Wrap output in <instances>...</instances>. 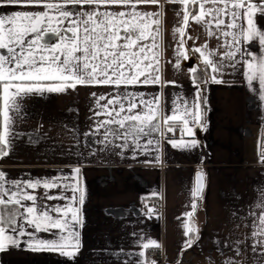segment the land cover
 <instances>
[{"label":"snow or ice","instance_id":"obj_1","mask_svg":"<svg viewBox=\"0 0 264 264\" xmlns=\"http://www.w3.org/2000/svg\"><path fill=\"white\" fill-rule=\"evenodd\" d=\"M165 3L182 6L175 12L172 29L174 61L167 63L179 71L182 62L199 54L197 65L188 69L191 96L172 93L170 108L163 89L176 81L166 80L161 70V0H0V159L9 156L14 141L24 135L15 130V122L23 118L26 98L65 94L83 86L112 89L108 94H89L92 124L83 135L97 137L98 151L124 158L128 150L133 159L144 156L146 165L161 164L163 145L178 150L200 146L196 137L198 129L206 128V86L225 84L226 75L241 71L248 90L261 101L256 151L258 163L264 165V25L258 22L264 19V0ZM148 7L157 10H145ZM193 22L219 41L216 48L207 43L186 46L188 40L197 39L187 33ZM257 42L258 52L253 53L251 45ZM140 87L158 91H139ZM177 130L179 138L169 136ZM205 180L203 169L196 171L191 211L183 213L189 219L182 225L184 240L178 257L200 240L192 218L197 201L203 199ZM41 188L44 191L38 195ZM52 190L57 191L51 194ZM86 199L80 166L67 172L59 169L52 177L11 180L0 170V253L12 249L56 253L75 264L83 247ZM145 207L151 217L154 206L145 202ZM247 220L250 231L243 238L216 241L222 254L220 243L233 253L221 264H247L248 260L264 264V188L259 198L254 197ZM135 243L138 252L121 249L109 255H127L130 259L123 264H157L150 255L151 249L161 248L157 240L141 236Z\"/></svg>","mask_w":264,"mask_h":264},{"label":"crops","instance_id":"obj_2","mask_svg":"<svg viewBox=\"0 0 264 264\" xmlns=\"http://www.w3.org/2000/svg\"><path fill=\"white\" fill-rule=\"evenodd\" d=\"M161 2L164 4L161 70L166 80L176 81V85L163 89L170 108L172 93L191 96L193 88L188 69L195 66L199 54L182 62L179 71H174L172 64L167 63L174 61L176 40L172 29L177 19L175 12L182 6L165 3V0ZM11 10L2 9L5 12ZM145 10L157 9L148 7ZM258 22L264 25V19ZM187 33L197 38L187 41L188 48L204 43L210 49L218 46L219 41L208 37L194 22L190 23ZM258 48L257 42L250 50L257 53ZM225 80V84L206 86V128L198 129L196 137L200 146L193 150H178L163 145L162 163L158 165L142 163L145 159L142 155L133 159L128 150H125L124 158L107 151L100 152L97 137L83 135L90 132L92 124L90 108L93 101L89 94H108L111 88L78 86L77 90L65 94L28 97L22 102L25 106L23 118L15 122V130L24 135L14 141L9 156L0 159V170L11 180L29 176L52 177L59 169L67 172L73 166L82 167L87 199L83 206V247L75 264H123L130 259L127 255L117 258L109 253L121 249L124 253L138 252L140 247L135 241L141 236L155 239L161 245L158 250L151 249L150 255L161 250L162 264H221L222 259L233 253L220 243L222 254L217 250L216 241L243 238L250 231L247 213L254 197L259 198L260 190L264 188V165L258 163L256 151L261 128V101L256 93L248 90L241 71L226 75ZM138 90L158 91L156 87ZM179 136L180 133L170 137ZM93 151L96 152L94 156ZM201 169L206 173V187L192 218L199 229L200 240L178 257L184 240L182 225L189 219L183 213L191 211L190 189L196 171ZM43 191L38 189L37 194ZM56 191L52 190L51 194ZM154 192L157 195L153 196ZM145 202L148 206L161 203L162 210H155L149 217ZM0 264L71 262L56 253L12 249L0 253ZM247 264H251V260Z\"/></svg>","mask_w":264,"mask_h":264},{"label":"built area","instance_id":"obj_3","mask_svg":"<svg viewBox=\"0 0 264 264\" xmlns=\"http://www.w3.org/2000/svg\"><path fill=\"white\" fill-rule=\"evenodd\" d=\"M179 134V131L177 130L175 133L173 134H169V136H175V135H178ZM155 210H162V204L160 203L158 206H154ZM152 259H155L157 261V263L159 264H162L163 262V255H162V252L161 250L159 251H155L153 253V255L151 256Z\"/></svg>","mask_w":264,"mask_h":264},{"label":"trees","instance_id":"obj_4","mask_svg":"<svg viewBox=\"0 0 264 264\" xmlns=\"http://www.w3.org/2000/svg\"><path fill=\"white\" fill-rule=\"evenodd\" d=\"M198 62V61H197ZM197 62L195 63V66L197 65ZM198 204L200 203V201L199 202H197Z\"/></svg>","mask_w":264,"mask_h":264},{"label":"water","instance_id":"obj_5","mask_svg":"<svg viewBox=\"0 0 264 264\" xmlns=\"http://www.w3.org/2000/svg\"><path fill=\"white\" fill-rule=\"evenodd\" d=\"M200 200H198L197 202H199Z\"/></svg>","mask_w":264,"mask_h":264}]
</instances>
